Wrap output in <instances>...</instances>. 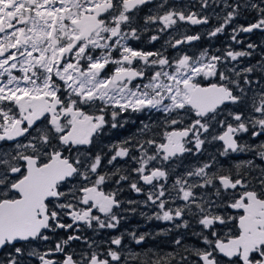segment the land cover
Instances as JSON below:
<instances>
[{
  "label": "snow or ice",
  "instance_id": "1",
  "mask_svg": "<svg viewBox=\"0 0 264 264\" xmlns=\"http://www.w3.org/2000/svg\"><path fill=\"white\" fill-rule=\"evenodd\" d=\"M187 7L172 0H0V252L7 250L0 264H264V141H241L264 135V57L237 67L255 43L240 50L229 44L221 55L209 47L196 55L182 50L201 39L183 26L207 25L212 16L220 23L207 31L209 39L249 11L254 22L232 28L231 42L264 32V0H199L201 11ZM153 26L147 43L167 35L161 47L133 46ZM208 78L215 82L203 85ZM143 113L162 117V135L154 122L141 121L135 133L107 145L113 170H102L106 156L103 149L93 154L92 146L106 129H123L132 114ZM217 124L223 131L209 140ZM217 141L216 154L169 186L175 168L168 164ZM128 157L137 165L130 171L115 165ZM122 182L145 199H120ZM137 212L171 225L156 236L193 229V222L200 230L179 232L168 241L171 251L142 252L125 251V235L142 246L152 233L112 236L104 252L76 234L81 226L118 230ZM57 229L76 232L40 250L37 242L47 243L46 233ZM188 235L203 247L186 245ZM79 240L89 250L77 259L66 247Z\"/></svg>",
  "mask_w": 264,
  "mask_h": 264
},
{
  "label": "flooded vegetation",
  "instance_id": "2",
  "mask_svg": "<svg viewBox=\"0 0 264 264\" xmlns=\"http://www.w3.org/2000/svg\"><path fill=\"white\" fill-rule=\"evenodd\" d=\"M159 2H161V0H156V3H159ZM172 2L176 3L177 6H181V5L188 6L187 7L188 11H201L199 8V0H172ZM169 6H171V3ZM154 7H155V3L149 5L148 8H145L144 11L142 13H140L139 15L142 17L143 15L148 13V10L150 8H154ZM214 7H215V10L217 12L220 11L219 7H216V6H214ZM212 11H213V8H209L205 12H203L202 14H210V13H212ZM221 15H223V13H221ZM255 17H256V13H254V12H251V11L246 12V13L242 12L241 15H239L230 26H226V31L223 34H218L215 38H212V39H209L207 37L206 33L208 30H211L215 26H218V24L220 23V21H218L215 18V16H212L210 18L209 23L207 25H195V26L184 25L183 28L187 29V34L194 35L196 33H200L201 39L199 41L192 42V44L190 46L189 45L182 46V50H186L190 55H196L203 48L209 47L213 51H215V49H220L221 51L217 52L216 54L221 55V54H223L225 47L229 44H231V46L234 49L240 50V49H245L247 47L248 43H255L257 45V48L255 50H253L252 56L241 58V62H240V64L237 65V67H243V66H247L249 64H255L257 61L262 60V57H264V32L254 31V32L248 33V34L241 33V34H239V37H238L242 41V43H240V44H234L230 40V33L232 31V28L238 26L239 24H244L246 26L248 23L254 22ZM141 23H142V21H141ZM153 30H154V26H153L152 30H150L148 32L141 33V39L139 41H132L131 42L133 44V46L142 47L146 51H151V50L160 48L161 45L163 44L164 40L167 39V35H164L163 38L158 42H153L152 44H148L147 43L148 38L150 35L153 34ZM176 38H179V35H177ZM168 54L173 55V56L176 55V53L171 49H169ZM262 62H264V61H262ZM228 66L231 67L232 66L231 63ZM210 82H215V78H208V80H201V83L205 86ZM225 118H226V111L224 114L219 116V119H225ZM229 122H231V121H229ZM221 131H223V129L218 124L214 125L213 133L209 134L208 139L209 140L211 139L212 134H218ZM241 141L246 142V143H253L255 145H259L261 143V141H264V135H262L259 139L250 138L249 135H244V136H242ZM220 147H221V143L218 141L212 142V143H206L204 145V152L203 153H206L207 155L210 152L213 154H216L217 149ZM238 156L240 159L251 158V156L249 154H246V153L238 154ZM219 159L221 161H224V158H222V157ZM257 162H259V161L257 160ZM175 164H176L175 167H179V168L183 167V164H181V163H175ZM198 164H200V163H193V164H191V166L192 165H198ZM177 173H178V175H180L183 172L177 171ZM145 190L147 191V187H145ZM135 195H138V194L135 193ZM132 197H134V196H132ZM136 197L143 198L140 196H136ZM136 197H134V198H136ZM154 211H155V209L150 208V209L146 210L145 212H147L149 215H151ZM230 211H232V214H236L233 210H230ZM134 215H135V213H134ZM63 222L71 223V220H70V218L65 217ZM122 222H124V221H122ZM128 223H129L128 226H129L130 230L135 229L137 231V234H139V232L141 233L143 231H149L152 228L154 229V231H160L161 229L171 227V225L168 222L157 221V220H146L145 217H142L140 215H135L134 217H131L129 219ZM193 225H194L193 229L195 231L200 230L199 226L195 225L194 222H193ZM229 227H232V226L230 225ZM121 229H122L121 225L118 226V230L117 229H100L98 231L94 230V229L86 228L84 226H81V228L78 232H76V229H72V230H68V231L57 229V231L61 235H64L65 233H68V235H70L73 232H76V234L81 235L82 237H86L89 241L94 243L97 246L95 250H97L99 252H104V251H106L108 244L107 243H100V242L97 243V242H95L96 241L95 239H90L92 237V235L90 233L92 231H96L98 234V237H103L104 232L107 231V232L111 233V235H110V238H111L112 236L119 235L120 233H122ZM173 231H178V232L186 231V232H188L189 229L188 230H175L174 229ZM227 231H228V228L220 229L221 236H224L225 233H227ZM46 234H48L52 239L54 232H47ZM186 238H187V236H186ZM148 240H149V237L147 238L146 242H144L143 245L141 246V245H136L133 241H131L130 237H128V236L124 237L123 243L125 245V251H127L128 249H131L134 252H138L140 247L147 248L148 247V245H147ZM188 240L189 241L190 240L191 241L197 240L199 242V239L195 236H192V235H190V236L188 235ZM201 242H202V240H201ZM78 243H79V247L77 249H75L77 259H79L80 254L83 251H86V249L88 247V245L83 240H79ZM6 251L7 250H5V252H0V256L5 255ZM61 255L62 254L57 253L56 258L62 259L63 257ZM192 259H196V258L192 257ZM38 264H39V262H38Z\"/></svg>",
  "mask_w": 264,
  "mask_h": 264
},
{
  "label": "trees",
  "instance_id": "3",
  "mask_svg": "<svg viewBox=\"0 0 264 264\" xmlns=\"http://www.w3.org/2000/svg\"><path fill=\"white\" fill-rule=\"evenodd\" d=\"M144 121L145 123H149V122H154L155 123V128L154 131L156 133H159L162 135V132L164 131V125L162 123V117H158L155 113H153L151 116H149V114L147 113H143V114H132L130 121L128 124L125 125V127L123 129H111L105 130V133L102 137L98 138L96 144L94 146H92V152L93 154L96 151H99L101 149H103V154H105L106 159L104 160V164L106 165V167L102 170L105 171H111L112 166H107V156L111 155V153L109 152L107 145L115 142V141H119L121 139H124L126 136L133 134L136 132V129L140 126V122ZM133 155H139V153L137 152H133ZM213 155V153H209L208 155L206 153H200V154H196V155H191V154H184V156L176 158L175 160H173L170 164H168V168H175V173L170 177L168 184L169 186L171 185L172 181L175 179L176 175H178L177 171H181V172H185L193 163H201L204 161H207L211 158V156ZM115 165L117 167H121L122 169H128V171L131 170V168L136 167L137 165L135 164L134 161L131 160L130 157L128 158H124V159H118L116 162H114ZM175 163H181L183 164L182 168L179 167H175L176 164ZM153 166H156L155 163H153ZM133 176H135V174H133ZM123 183V182H122ZM109 189L114 188L115 185L113 183H109ZM123 187H124V191L121 193L120 195V199L122 200H128V199H135V200H143L145 199L143 194H138L135 195L134 192H131L128 188H127V184L123 183ZM147 187V186H145ZM136 196H140L143 198H134ZM127 207V205H125ZM149 208H145L143 206L140 207V210L142 211H146ZM154 209V208H153ZM135 215H139L138 212L135 213ZM134 214H128L127 215V219L123 220L124 222H121V232H131L132 230H130L129 228V219L131 217L135 216ZM124 226V227H123ZM194 229H189V233H191V231H193ZM143 232H148V233H152V236H149V240L147 242L148 247L144 248V247H140L138 252H142L145 249L148 248H157V246H159V248L163 249L164 251H171L172 250V245L170 243H168V241H170L171 239H173L177 234H179L178 231H173L171 233H168V235H161V236H156L155 233L159 232V231H154V229H150L149 231H143ZM140 233V232H139ZM142 233V232H141ZM92 235V237L90 239H95V242H100V243H106L108 240H110V232L105 231L103 237H98V234L96 231H92L90 233ZM48 235V234H47ZM68 233H65L64 235H61L57 230L54 232L53 234V238L50 239L47 243H43V242H37V245L39 246L40 250H43L47 247H54L55 243L58 240L61 239H66L67 238ZM190 236V235H189ZM125 237H127V235H125ZM199 239V238H198ZM185 243L186 245H196L199 247H203V243L201 242V240L199 239V242L197 240L195 241H189L188 240V236L185 239ZM79 247V243L78 241H73L71 242V247H66V251L68 252H76L75 249H77ZM88 247L86 249V251H88ZM62 256V255H61ZM32 264H38V261L33 259L32 260Z\"/></svg>",
  "mask_w": 264,
  "mask_h": 264
},
{
  "label": "water",
  "instance_id": "4",
  "mask_svg": "<svg viewBox=\"0 0 264 264\" xmlns=\"http://www.w3.org/2000/svg\"><path fill=\"white\" fill-rule=\"evenodd\" d=\"M142 183V182H141Z\"/></svg>",
  "mask_w": 264,
  "mask_h": 264
}]
</instances>
